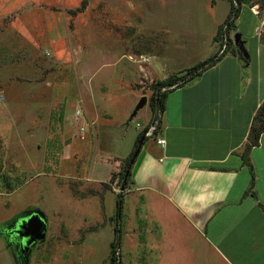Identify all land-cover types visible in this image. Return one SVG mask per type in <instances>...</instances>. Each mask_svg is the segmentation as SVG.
I'll return each mask as SVG.
<instances>
[{"label":"rangeland","instance_id":"obj_1","mask_svg":"<svg viewBox=\"0 0 264 264\" xmlns=\"http://www.w3.org/2000/svg\"><path fill=\"white\" fill-rule=\"evenodd\" d=\"M83 1L0 0V229L45 213L47 237L28 264H111L117 229L119 264H175L133 181L117 216L122 178L96 182L93 168L153 120L156 86L201 61L256 64L264 91V0H233L236 18L230 0H87L80 10ZM0 264H22L1 234Z\"/></svg>","mask_w":264,"mask_h":264},{"label":"crops","instance_id":"obj_2","mask_svg":"<svg viewBox=\"0 0 264 264\" xmlns=\"http://www.w3.org/2000/svg\"><path fill=\"white\" fill-rule=\"evenodd\" d=\"M231 55L168 94L157 133L132 167L128 190L159 221L163 258L175 264H264V132L250 151V191L242 159L264 102L261 70ZM136 140L99 158L96 182L110 183Z\"/></svg>","mask_w":264,"mask_h":264},{"label":"trees","instance_id":"obj_3","mask_svg":"<svg viewBox=\"0 0 264 264\" xmlns=\"http://www.w3.org/2000/svg\"><path fill=\"white\" fill-rule=\"evenodd\" d=\"M230 1L232 3V6H231L232 7V14H234V16H235L234 18H236L239 16L240 8L234 6L233 0H230ZM86 6H87V0H84L81 7H79V9L83 10L86 8ZM229 24H230L231 28L235 26V24L232 22H230ZM225 56H226V53L225 54L222 53V54L215 55L214 57H210L204 61L199 62L198 64H196L195 66L190 68V70L186 74L170 80V82H169L170 88L162 90L164 88L163 85L156 86L154 93H153L152 105H151L152 109H153L154 116H155L154 118H158V113L160 111L164 110L166 98L171 91H173L177 87L186 85L189 82L193 81L194 79L198 78L199 76L202 75V73L204 71H206L207 69L216 65ZM262 109H264V106H262ZM146 130H147V126L138 134L133 151L131 152V154L127 158H125L126 166L123 168V170L121 169L120 172L114 173L112 175L111 181H114V179H116V177H117L116 175H118V176H120V178H122V183H123V180H124L125 174L128 170L131 158H132L134 152L136 151V149L138 148L139 142H140L141 138L144 136V134L146 133ZM263 132H264V110H261V108H260L259 111L257 112L255 118H254V123L251 127V130H250V142L246 146L245 150L242 153L243 162L250 167V170L252 172V184H251V187L249 188V191L252 190V187L254 186V183H255L254 168H253V165H252L251 159H250V151H251V148L253 146L259 144L260 136ZM147 139H149V138L147 136H145L143 144L146 142ZM131 178H132V168H131V171L129 173L128 179H127L128 184H129ZM122 196L123 195H121V193L119 192L118 193L117 216L120 215V213L123 209L124 200H123ZM116 232H117L116 233L117 238H116V240H114L112 242L111 264H119L118 263L119 257L117 255V251H118L121 233H120L119 229H117Z\"/></svg>","mask_w":264,"mask_h":264},{"label":"water","instance_id":"obj_4","mask_svg":"<svg viewBox=\"0 0 264 264\" xmlns=\"http://www.w3.org/2000/svg\"><path fill=\"white\" fill-rule=\"evenodd\" d=\"M236 42L240 43V36L239 35H236ZM241 48L242 49L244 48L243 44H241ZM146 103H147V97L143 96L140 99V101L138 102V104L136 105L131 116L132 117L135 116L137 114V112L143 106H145ZM145 136H146V134H144V136L141 138L139 145H138V148L136 149V151L134 152V154L131 158L128 170L125 174V178L123 180V184H122L121 189H120L121 195L123 194V191L125 190L127 179H128L129 173L131 171V168H132L133 164L135 163V161H136V159H137V157L141 151ZM47 222H48V219H47V216L45 215V213L43 211H41L40 209H36L33 212L28 213L24 218H22L20 220V223L18 224V228L16 230L13 229L12 232H15L18 235V237H23L26 247H29L31 244H33L35 242L45 241V239L47 237Z\"/></svg>","mask_w":264,"mask_h":264},{"label":"flooded vegetation","instance_id":"obj_5","mask_svg":"<svg viewBox=\"0 0 264 264\" xmlns=\"http://www.w3.org/2000/svg\"><path fill=\"white\" fill-rule=\"evenodd\" d=\"M36 209L37 208L26 210L20 216H17V218L14 219L11 223L6 224L0 229V234L6 237L7 243L9 244L10 247H12L15 250L17 257L19 261L21 260L22 264L29 263V259H30L29 256L31 255L33 248L40 241L31 244L29 247H26L24 243V238L18 237V235L12 231L13 229L16 230L18 228V224L20 223V220L22 218H24L28 213L33 212ZM47 230H48V222H47Z\"/></svg>","mask_w":264,"mask_h":264},{"label":"built area","instance_id":"obj_6","mask_svg":"<svg viewBox=\"0 0 264 264\" xmlns=\"http://www.w3.org/2000/svg\"><path fill=\"white\" fill-rule=\"evenodd\" d=\"M159 113H158V118L153 119L149 123V125H147V130H146V133H145L146 136H154L156 134V131L158 130L159 122H160V118H159V115L160 114ZM76 114L77 115H80L81 114V111L78 109L77 112H76ZM157 141H158V143H162V144L165 142V140H163L161 138H158Z\"/></svg>","mask_w":264,"mask_h":264}]
</instances>
